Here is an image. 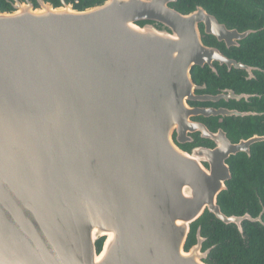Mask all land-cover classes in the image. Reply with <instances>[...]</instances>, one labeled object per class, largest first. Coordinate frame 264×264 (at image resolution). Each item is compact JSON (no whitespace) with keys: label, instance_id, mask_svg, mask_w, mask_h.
I'll use <instances>...</instances> for the list:
<instances>
[{"label":"water","instance_id":"95a60500","mask_svg":"<svg viewBox=\"0 0 264 264\" xmlns=\"http://www.w3.org/2000/svg\"><path fill=\"white\" fill-rule=\"evenodd\" d=\"M36 1L0 11V264H207L191 226L251 219L218 204L228 140L186 153L172 134L208 116L186 103L219 57L199 26L228 47L251 32L177 0Z\"/></svg>","mask_w":264,"mask_h":264},{"label":"flooded vegetation","instance_id":"af4514ba","mask_svg":"<svg viewBox=\"0 0 264 264\" xmlns=\"http://www.w3.org/2000/svg\"><path fill=\"white\" fill-rule=\"evenodd\" d=\"M5 1L12 11V0ZM18 1L23 2L24 0ZM29 1L34 8H37L36 0ZM43 1L55 8L61 6V0ZM72 1L73 3L71 0H64L66 4H71L74 9L79 11L102 3V0ZM82 1H90L92 4L86 8L78 9ZM257 13L259 14L258 18L251 24L253 28H231L221 23L228 30H236L239 33L251 32L244 39L234 40L229 47L226 43L217 41L213 36L205 35L204 27L199 26L203 45L209 49L217 50L219 57L212 59L211 65L204 63L203 66L192 67L193 90L186 103L189 110H200L208 116L203 114L190 116L186 126H177L174 129L172 139L176 146L186 153L193 150L215 149L228 140L231 153L229 165L231 178L229 181L234 177L231 167L246 161L249 175L244 177V181L251 192L249 198L252 200L248 201V207L252 206V209L251 212L247 209L240 214L232 213L251 219L241 222L242 233L238 232L235 225H224L223 223L222 225L234 229L239 234L241 241L248 239V243L253 239V232L262 230V236L258 240V243L262 244L264 241V202L262 199L264 194L257 191L255 184L264 183V12L260 10ZM256 34H259L258 40L250 41L251 35ZM201 128L213 134L215 140L204 137ZM258 167L263 169L261 176L253 175L254 170ZM257 208L258 212L254 214ZM244 233L246 234L244 235ZM205 243L206 238L202 250L209 249L204 246ZM255 264H264L263 245L255 258Z\"/></svg>","mask_w":264,"mask_h":264},{"label":"trees","instance_id":"16d2710c","mask_svg":"<svg viewBox=\"0 0 264 264\" xmlns=\"http://www.w3.org/2000/svg\"><path fill=\"white\" fill-rule=\"evenodd\" d=\"M71 3H73L72 0ZM91 4L90 1H82V4L77 7L83 9ZM171 6L184 14L190 13L196 6H200L227 27H240L242 29L245 27L253 28L251 24L258 18L259 14L257 12L260 10L264 12V0H177V3ZM10 10L9 4L5 0H0V11L9 12ZM258 36L259 34L251 35L249 40H258ZM228 164L230 165V160ZM234 165L231 167L232 176L234 177L226 183L228 191L226 190L218 197V204L226 215L240 214L247 209L251 212L252 209V206L248 207L251 192L244 181V177L249 175L246 161ZM262 171L263 169L258 167L254 170L253 175L261 176ZM255 186L259 193L264 194V183L255 184ZM262 199L264 202V196ZM258 210L257 208L254 214ZM199 225L201 226L200 235L206 238L204 246L208 248L214 246L208 255L207 263L209 264H255V258L258 256L259 250L262 249V245L264 246V241L262 244L258 243L262 236V230L253 232V239L249 243L248 239L241 241L239 234L234 229L225 227L213 216L205 213L191 226L185 250H188L195 243V234ZM101 243L102 240L98 242V251L101 248Z\"/></svg>","mask_w":264,"mask_h":264}]
</instances>
